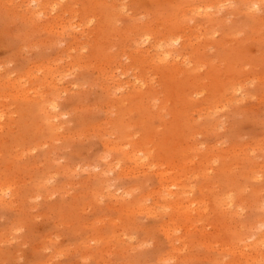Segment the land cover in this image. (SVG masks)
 <instances>
[{
  "label": "rangeland",
  "instance_id": "obj_1",
  "mask_svg": "<svg viewBox=\"0 0 264 264\" xmlns=\"http://www.w3.org/2000/svg\"><path fill=\"white\" fill-rule=\"evenodd\" d=\"M0 194V264H264V0H0Z\"/></svg>",
  "mask_w": 264,
  "mask_h": 264
},
{
  "label": "bare ground",
  "instance_id": "obj_2",
  "mask_svg": "<svg viewBox=\"0 0 264 264\" xmlns=\"http://www.w3.org/2000/svg\"><path fill=\"white\" fill-rule=\"evenodd\" d=\"M256 5H257V3L254 4V6H256ZM210 6H211V5H210ZM208 7H209V5H208ZM196 8H197V7H196ZM197 9H198V8H197ZM207 9H208V8H207ZM194 10H195V9H194ZM146 36H147V35H146ZM143 38H144V37H143ZM143 38H142V39H143ZM149 40H150L149 37L145 38V41H148V42H149ZM145 41H144V42H145ZM144 42L141 43V45L144 44ZM137 43L139 44V42H137ZM160 43H161V42H160ZM160 43H159V44H160ZM168 44H169V43H168ZM139 45H140V44H139ZM158 47H159V46H158ZM136 48H137V47H136ZM159 48H160V47H159ZM155 49H157V48H155ZM163 49H164V48H163ZM165 49H166V48H165ZM165 49H164V50H165ZM168 50H169V49H168ZM164 53H165V52H163V54H164ZM167 53H168V52H166V54H167ZM169 53H170V52H169ZM172 53H173V52H172ZM165 57H168V56H165ZM170 57H171V56H170ZM168 59H169V58H168ZM164 60H165V59H164ZM164 60H163V61H164ZM172 60H173V56H172ZM159 61H161V60H159ZM167 62H168V60H166V63H167ZM171 62H172V61H170V63H171ZM112 80H113V79H112ZM112 80H111V81H112ZM133 163H134V162H133ZM136 163H137V162H136ZM110 192H111V191H110ZM0 195H1V194H0ZM1 196H2V195H1ZM3 197H4V196H3ZM3 197H2V198H3Z\"/></svg>",
  "mask_w": 264,
  "mask_h": 264
}]
</instances>
